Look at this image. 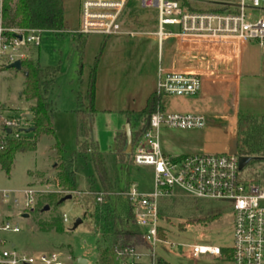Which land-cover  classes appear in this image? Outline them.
<instances>
[{"label": "rangeland", "instance_id": "rangeland-1", "mask_svg": "<svg viewBox=\"0 0 264 264\" xmlns=\"http://www.w3.org/2000/svg\"><path fill=\"white\" fill-rule=\"evenodd\" d=\"M255 20L264 17V7L249 8L246 11ZM65 29L59 34L42 32L40 46L33 50L32 58L42 68L54 70V76L48 80L50 94L46 99L53 108L52 127L57 140L63 147L62 160H68L76 151V97H85L91 69L95 70L93 108L95 114L91 126L90 139L97 145L103 158L105 173L116 193H123L135 184L140 193L153 191V171L149 167H137L129 159L117 160L113 148L115 137L120 138L125 148V125L129 124L130 133L142 126V118L135 112L141 106V90L151 80L157 83L159 58L167 43L162 47L155 42L153 33L158 28L157 10L141 7V0H126L120 15L119 23L126 34L104 38L100 35L85 36V48L82 55L83 69L81 80L77 76L78 52L74 46L75 31L79 29V6L76 0L64 2ZM165 30L171 27L165 26ZM137 33L129 36L127 33ZM115 41L108 48L102 43ZM102 58L100 60V57ZM98 59V61H96ZM24 74L9 69L2 82V101L11 115L29 128L26 120L30 102L22 97ZM48 84V85H49ZM48 89V86H47ZM86 103V99L84 100ZM126 113H129L127 116ZM133 138V137H132ZM59 161L53 149V142L47 136H40L34 151L16 153L9 177L0 172V212L12 223L17 224L19 233H4L7 242L15 244L20 251L30 253L37 258L40 255L54 253L64 264H77L78 258L85 259L89 264H98L96 241L99 239L95 220L85 214V204L81 197L91 190L98 191L100 185L89 156L86 159L77 157L75 161V190L63 191L72 198L53 210L44 205L43 196L62 191L58 187L57 168ZM244 169L243 172H245ZM35 193V204L48 206L43 214L34 215L23 206L25 189ZM7 192V198L2 192ZM187 200V199H186ZM184 202V201H182ZM199 210H193L187 204L168 205L167 242L177 245L203 244L216 246L222 250L232 246V216L228 203L222 201L201 202ZM217 214L218 220L202 225L188 224L201 216ZM66 215L67 221H63ZM60 217L64 233L53 230L39 232L36 220H50ZM82 220L76 229L71 230L75 220ZM182 227V228H180ZM137 245L135 255H139V263H148L149 252ZM157 256L169 264H231L228 256H202L190 258L187 252L180 255L177 249H169L157 245L154 249Z\"/></svg>", "mask_w": 264, "mask_h": 264}, {"label": "built area", "instance_id": "built-area-1", "mask_svg": "<svg viewBox=\"0 0 264 264\" xmlns=\"http://www.w3.org/2000/svg\"><path fill=\"white\" fill-rule=\"evenodd\" d=\"M125 4L126 0H81L79 29L73 34L104 38L122 34L119 18ZM261 6L264 7V0H141V7L157 10L158 28L154 35L159 47L169 38L232 46L257 41L264 46V17L253 20L246 12ZM165 26L172 29L165 30ZM41 34L40 30L7 29L0 24V150L6 139L17 140L25 134L24 124L11 115L2 101L3 79L12 69L9 68L12 63H22L40 46ZM200 89L201 79L197 75L158 72L156 93L161 96L192 97ZM204 126L202 115L158 110L149 116L145 129L133 137L129 160L137 167L152 169L153 191L140 193L136 185L131 184L128 190L118 194L130 201L135 223L143 233L141 247L149 252L152 261L157 256L154 249L160 244L177 249L180 255L187 252L190 258H217L229 254L231 264H264V190L239 169V155L199 153L172 157L160 149L162 128L194 130ZM22 193L24 208H33L34 191L28 188ZM2 196L7 198V192L3 191ZM166 199L228 203L232 216L231 248L222 250L203 244L167 242L169 224L159 218L160 201ZM63 221H67L66 215H63ZM19 232L17 224L0 212V264H64L54 253L35 258L3 237L4 233ZM127 252L131 262H138L140 256L135 255L134 250Z\"/></svg>", "mask_w": 264, "mask_h": 264}, {"label": "trees", "instance_id": "trees-1", "mask_svg": "<svg viewBox=\"0 0 264 264\" xmlns=\"http://www.w3.org/2000/svg\"><path fill=\"white\" fill-rule=\"evenodd\" d=\"M0 24L2 27L11 29L40 30L59 34L65 29L64 3L63 0H0ZM86 38L83 35L74 36V46L78 52L77 76L81 80L83 69L82 55L84 53ZM103 47V45H102ZM21 63V72L24 74V89L22 97L30 102L28 114L31 116L29 128L33 131L25 133L20 139H6L0 150V172L9 177L13 167L16 153L34 151L40 136H47L53 142L56 159L59 161L57 168L58 187L62 191L49 193L43 196L44 205L55 210L61 204L58 201L65 196L63 191L75 190V161L77 157L84 159L90 157L93 169L100 185L98 191L91 190L81 197L85 204V214H89L97 225L99 239L96 241L98 264H169L163 258L156 256L154 261L148 263L131 262L128 250H134L137 245H143V233L136 225L130 201L114 191L105 173L103 158L98 151L97 145L90 139L91 125L95 110L93 108L95 70L91 69L88 79L87 93L83 97L77 95L76 116V151L68 160L63 161V147L57 140L52 127L53 108L46 99L48 80L54 76L51 68H42L32 58ZM98 61V59L96 60ZM161 95L152 93L146 100L145 107L137 113L142 118L141 130L146 127L149 116L160 111ZM86 99V103L84 100ZM128 116L129 113H126ZM120 132L116 134L113 152L117 160L129 159L124 153V143L120 138ZM233 141L236 142V151L242 157L264 158V117L239 116L237 130ZM245 177L264 190V160L249 162L242 170ZM184 201V202H182ZM36 202V200H35ZM187 204L193 210H199L200 201L186 199H166L160 201L159 218L169 224L168 205L173 207L177 204ZM44 205L36 204L29 211L31 214H43ZM217 214L201 216L188 224H210L217 221ZM60 217H52L50 220H36L35 224L39 232L54 231L64 233ZM182 228V227H180ZM160 238L164 235L159 230ZM229 258V254L227 255Z\"/></svg>", "mask_w": 264, "mask_h": 264}, {"label": "crops", "instance_id": "crops-1", "mask_svg": "<svg viewBox=\"0 0 264 264\" xmlns=\"http://www.w3.org/2000/svg\"><path fill=\"white\" fill-rule=\"evenodd\" d=\"M76 1L79 6L81 0ZM123 34L126 32L120 35ZM153 37L157 42L154 33ZM169 39L159 58L158 72L197 75L201 79V89L192 97L161 96L160 111L199 114L204 116L205 126L194 130L162 128L159 137L161 151L172 157L228 153L235 138L238 117H264V46L257 41L232 46ZM114 42L104 39L101 45L108 48ZM156 89L157 83L153 79L141 90L143 100L136 113L145 107L147 98ZM47 94L49 97L50 84Z\"/></svg>", "mask_w": 264, "mask_h": 264}, {"label": "water", "instance_id": "water-1", "mask_svg": "<svg viewBox=\"0 0 264 264\" xmlns=\"http://www.w3.org/2000/svg\"><path fill=\"white\" fill-rule=\"evenodd\" d=\"M9 68L14 69L15 71H21V62L20 61H15L14 63H12L9 66ZM25 118H26V120L28 122H30L31 116L29 114H27ZM32 131H33L32 128L24 129V133H30ZM6 133L9 134L10 131L7 130ZM124 133H125V141H126L124 153L126 155H129L131 153V148H132V143H133V138H132V134L130 133L129 124H126L125 125ZM228 153L231 154V155H236L237 154V151H236V142L235 141H232L231 146H230V151ZM255 160H264V158H259V157H242V156H239L238 157L239 169L242 170L249 162L255 161ZM71 198H72V196L70 194L65 195L64 197H62L58 201V204H62L65 201L70 200ZM47 210H48V206H45V207H43L42 212H45ZM81 222H82V220L79 219V218H77L75 220V222L73 223L71 230L76 229L77 226L81 224ZM77 264H89V263L85 259H83V258H78L77 259Z\"/></svg>", "mask_w": 264, "mask_h": 264}]
</instances>
